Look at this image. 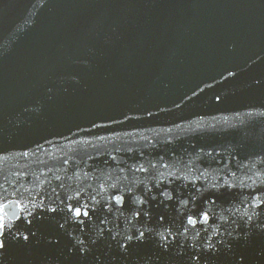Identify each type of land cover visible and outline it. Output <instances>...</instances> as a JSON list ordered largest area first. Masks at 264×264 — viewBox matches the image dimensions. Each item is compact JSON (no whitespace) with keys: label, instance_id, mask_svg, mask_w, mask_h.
<instances>
[{"label":"water","instance_id":"1","mask_svg":"<svg viewBox=\"0 0 264 264\" xmlns=\"http://www.w3.org/2000/svg\"><path fill=\"white\" fill-rule=\"evenodd\" d=\"M0 245L264 264V0H0Z\"/></svg>","mask_w":264,"mask_h":264},{"label":"snow or ice","instance_id":"2","mask_svg":"<svg viewBox=\"0 0 264 264\" xmlns=\"http://www.w3.org/2000/svg\"><path fill=\"white\" fill-rule=\"evenodd\" d=\"M77 215H79V211H77ZM0 246H2V245H0Z\"/></svg>","mask_w":264,"mask_h":264}]
</instances>
